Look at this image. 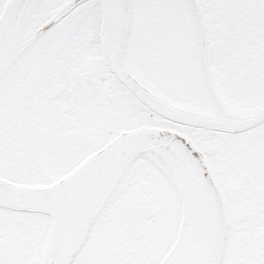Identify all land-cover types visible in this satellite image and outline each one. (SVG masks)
Listing matches in <instances>:
<instances>
[{
    "label": "snow or ice",
    "instance_id": "6c2138e0",
    "mask_svg": "<svg viewBox=\"0 0 264 264\" xmlns=\"http://www.w3.org/2000/svg\"><path fill=\"white\" fill-rule=\"evenodd\" d=\"M0 264H264V0H0Z\"/></svg>",
    "mask_w": 264,
    "mask_h": 264
}]
</instances>
